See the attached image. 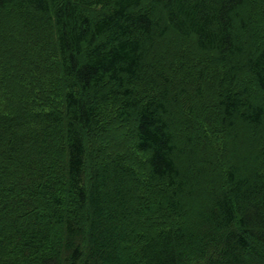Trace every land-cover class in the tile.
I'll return each instance as SVG.
<instances>
[{
    "label": "trees",
    "instance_id": "16d2710c",
    "mask_svg": "<svg viewBox=\"0 0 264 264\" xmlns=\"http://www.w3.org/2000/svg\"><path fill=\"white\" fill-rule=\"evenodd\" d=\"M0 36V264H264V0H0Z\"/></svg>",
    "mask_w": 264,
    "mask_h": 264
},
{
    "label": "rangeland",
    "instance_id": "374dc122",
    "mask_svg": "<svg viewBox=\"0 0 264 264\" xmlns=\"http://www.w3.org/2000/svg\"><path fill=\"white\" fill-rule=\"evenodd\" d=\"M24 35H25V33H24ZM0 37H1V40L4 39V36H0ZM112 120H113V118H110V119L106 120V122H104V124H107V125H108V123H109V124L112 123L113 126H115L117 122L115 123V121H112ZM115 129L117 130V132H118V131H121L119 127H116ZM119 133H120V132H119ZM121 134H122V135H119V134L117 133L116 135L113 136V137L115 138V140H114V145H113L112 147H110V149H111L112 151H113V150L116 151L117 148L119 147V146L116 147V145H117V144H120L123 140H125V141L127 142L126 132H122ZM229 142H231V139L229 140ZM238 144L240 145L239 147H245V146L247 145L246 143L241 144L240 141L237 142V141H235V140H234V143H233L232 145H233V147H234V146H236V145H238ZM241 145H242V146H241ZM124 147H125V149H128V148H129V145H128V144H125ZM106 153H107V155H110V154H111L110 151H108V152H106ZM128 160H131L132 162H135V158L132 157V156H128ZM144 226H145V225H144Z\"/></svg>",
    "mask_w": 264,
    "mask_h": 264
},
{
    "label": "clouds",
    "instance_id": "9594fccd",
    "mask_svg": "<svg viewBox=\"0 0 264 264\" xmlns=\"http://www.w3.org/2000/svg\"><path fill=\"white\" fill-rule=\"evenodd\" d=\"M183 202L185 207H187L191 213L195 215L200 211L202 206V195H193L191 198L184 199Z\"/></svg>",
    "mask_w": 264,
    "mask_h": 264
}]
</instances>
